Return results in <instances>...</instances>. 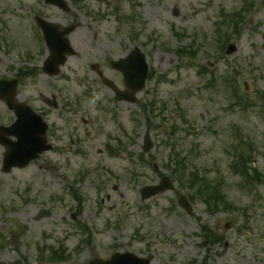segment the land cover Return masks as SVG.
<instances>
[{
  "label": "rangeland",
  "instance_id": "obj_1",
  "mask_svg": "<svg viewBox=\"0 0 264 264\" xmlns=\"http://www.w3.org/2000/svg\"><path fill=\"white\" fill-rule=\"evenodd\" d=\"M247 1L252 3L247 22L222 49L217 34L228 13ZM67 2L68 13L42 0H0V77L40 67L45 54L37 46L36 13L60 26L79 22L70 36L79 55L68 58L59 76L36 71L18 87L21 100L37 108L52 93L68 107L49 109L47 116L63 135L52 143L61 151L3 173L0 145V262L86 264L113 251H130L152 253L150 264H264V181L248 184L231 169L233 145L241 139L252 143L249 165L264 177V0ZM111 42L115 59L135 44L144 45L156 76H165L147 80L136 104H113L98 84L87 93L92 74L86 51ZM229 42L235 50L226 55ZM177 48L187 51L178 57ZM115 81L120 84L117 73ZM152 100L155 105L143 112L140 103L149 106ZM61 109L65 112L58 114ZM12 120L0 101V124ZM146 128L153 145L142 153ZM107 144L118 147L115 156L107 154ZM171 152L185 157L187 170L216 179L227 200L245 210L209 214L198 198L188 199L191 214L178 207V195L187 197L188 189L184 180L183 186L171 177ZM161 175L171 177L175 190L141 199L140 189ZM42 209L48 215L37 219ZM202 224L222 242L202 246ZM60 247L66 258L49 261L51 250Z\"/></svg>",
  "mask_w": 264,
  "mask_h": 264
},
{
  "label": "water",
  "instance_id": "obj_2",
  "mask_svg": "<svg viewBox=\"0 0 264 264\" xmlns=\"http://www.w3.org/2000/svg\"><path fill=\"white\" fill-rule=\"evenodd\" d=\"M41 26L44 30L47 44L49 45V48H52L56 40L53 33L54 28L46 23H42ZM231 48L232 47L229 46L227 53H230L233 50ZM127 65L132 69L131 72L125 69ZM115 66L122 68L126 84L130 86L133 91L142 88L143 80L146 76V66L144 63V56L141 53L135 50L125 59L116 62ZM4 83L5 82L0 81V85ZM14 94V89H11L9 94L4 98L8 107L15 111L17 120L9 128L0 127V130L3 129L2 132L8 135L13 134L18 138L16 142L10 143L3 141L1 138L2 133H0V143H3L6 148V152L2 159V171L5 172L9 171L12 167H24L32 159L38 157L40 152L50 148L49 145L45 144V138L43 137L45 133V125L39 117L35 116L31 110H29L28 106L16 103L13 97ZM132 96V94L129 97H122L120 95L118 98H125L128 101H134ZM151 146L152 143L149 138V133L146 131L144 135L143 150L147 151ZM167 189H173V186L169 183L168 178H164L159 185H151L142 188L141 196L142 198L150 197ZM179 204L185 208L187 212L191 211L189 203L184 196H180ZM43 214L44 212L41 213V215ZM150 258L151 255L148 258H137L128 252L115 253L107 260L91 262L90 264H149Z\"/></svg>",
  "mask_w": 264,
  "mask_h": 264
},
{
  "label": "trees",
  "instance_id": "obj_3",
  "mask_svg": "<svg viewBox=\"0 0 264 264\" xmlns=\"http://www.w3.org/2000/svg\"><path fill=\"white\" fill-rule=\"evenodd\" d=\"M250 154V152H249ZM249 154L246 155V158H242L246 161H249ZM243 156V155H242ZM173 158L175 159L176 163L179 165L181 160L177 158V155L174 154ZM242 162V160H241ZM244 163V162H243ZM245 165V163H244ZM242 169H246L245 167L242 166ZM182 170V169H181ZM253 171V178H258V173L255 172L254 169H251ZM178 172V170H175ZM181 176L185 177L186 175L184 174L183 170L181 172ZM189 180L187 181L186 186L189 188L190 191H194L197 194H199L202 199L205 200V203L207 204L208 207H214L217 208L218 206H224V201L221 195L219 194L220 187L218 183L215 181L209 180L207 177L204 176H198L195 173H190L188 176ZM211 193V194H210ZM213 197L212 202H208V200H211Z\"/></svg>",
  "mask_w": 264,
  "mask_h": 264
},
{
  "label": "flooded vegetation",
  "instance_id": "obj_4",
  "mask_svg": "<svg viewBox=\"0 0 264 264\" xmlns=\"http://www.w3.org/2000/svg\"><path fill=\"white\" fill-rule=\"evenodd\" d=\"M106 45H107V44L97 43L94 47L87 49L86 54H87L88 56L94 55V54L97 53L96 51H100L102 48H105ZM110 47H111V46L105 48L106 50H108L107 55H110V54H111V53L109 52ZM105 55H106V54H105ZM89 69H91V70L94 72V74H95V76H96V79H97L98 81H100V83H101V81H102V78H101V75H102V74H103V75H106V77L109 78V79H111L112 81H115V69H113V68L111 67V64H110V61H109V60H108L107 63L105 64V67H102V68H101V71H102V72L99 71L97 65H94V64H90V65H89ZM103 69H104V70H103ZM99 73H101V74H99ZM18 80L20 81V76L18 77ZM101 84H102V83H101ZM102 90H104V92H102V95H104L105 92H106V93H107V92H108V93H111V92L108 90V88H107L106 86H104ZM43 100H44V102H47V103H48L47 98H46V99H43ZM37 111H38L42 116L47 117V113H48V112H47L46 109L37 110ZM60 113H61V112H59V114H60ZM58 132H61V131H60L59 129H56V128L54 127V125L50 124V126L48 127V138L50 139L51 142H53L54 140H60V139L63 137V135L58 134ZM69 139H72V138L70 137ZM74 143H76V140H73L72 144H74Z\"/></svg>",
  "mask_w": 264,
  "mask_h": 264
}]
</instances>
